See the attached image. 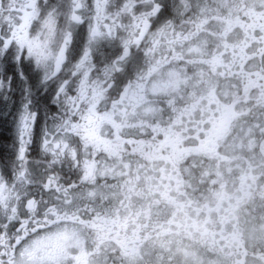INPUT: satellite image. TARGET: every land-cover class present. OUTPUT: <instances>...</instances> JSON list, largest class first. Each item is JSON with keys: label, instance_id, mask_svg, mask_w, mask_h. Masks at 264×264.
<instances>
[{"label": "flooded vegetation", "instance_id": "af4514ba", "mask_svg": "<svg viewBox=\"0 0 264 264\" xmlns=\"http://www.w3.org/2000/svg\"><path fill=\"white\" fill-rule=\"evenodd\" d=\"M170 3L127 73L82 76L61 182L85 223L44 242L50 259L264 264V0Z\"/></svg>", "mask_w": 264, "mask_h": 264}, {"label": "snow or ice", "instance_id": "6c2138e0", "mask_svg": "<svg viewBox=\"0 0 264 264\" xmlns=\"http://www.w3.org/2000/svg\"><path fill=\"white\" fill-rule=\"evenodd\" d=\"M172 13L170 0H0V264H70L44 242L85 223L72 210L79 184L61 182L81 163L82 76L127 73Z\"/></svg>", "mask_w": 264, "mask_h": 264}]
</instances>
